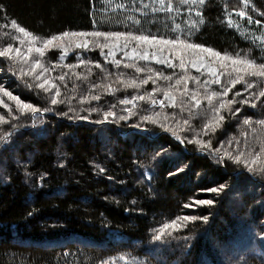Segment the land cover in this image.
I'll return each mask as SVG.
<instances>
[{
  "label": "trees",
  "instance_id": "obj_1",
  "mask_svg": "<svg viewBox=\"0 0 264 264\" xmlns=\"http://www.w3.org/2000/svg\"><path fill=\"white\" fill-rule=\"evenodd\" d=\"M170 2L172 12L153 11L160 9L157 0H0V33L15 21L16 28L42 40L66 31L179 36L221 56L264 60V0ZM97 39L65 62L57 48L46 52L50 72L41 81L24 83L25 90L16 94L40 109L36 117L19 109L0 114L6 121L0 123V264H264V173L259 171L264 125L258 123L264 120V97L258 96L264 78L246 76L255 87L246 90L239 83L228 94L229 100L241 101L257 93L250 103L226 104L216 112L220 95L212 93L222 90L205 85L202 73L143 61L128 68L122 61L116 68L103 57L107 49L96 46ZM136 67L145 71L138 73ZM3 70L0 64V74H10ZM230 73L235 76L229 60L223 74L230 79ZM149 75L153 79L147 84L129 83ZM185 76L188 92L183 82L175 83ZM166 92L175 97V106L152 104ZM193 92L199 106L190 99ZM109 111L115 119L96 122ZM121 115L127 118L120 120ZM245 118L252 124L245 125ZM226 153H243L241 163ZM257 155L249 172L243 162ZM217 156L223 157L219 163ZM168 160L186 166L169 175L174 165ZM225 182L219 193L206 191ZM197 199L214 204H194ZM183 216L208 220L176 219ZM173 220L179 233L166 229L156 240V229Z\"/></svg>",
  "mask_w": 264,
  "mask_h": 264
},
{
  "label": "snow or ice",
  "instance_id": "obj_2",
  "mask_svg": "<svg viewBox=\"0 0 264 264\" xmlns=\"http://www.w3.org/2000/svg\"><path fill=\"white\" fill-rule=\"evenodd\" d=\"M133 2H134V0H133ZM204 2H205V0H180L181 4H188V5H194V4H197V3L203 5ZM141 3H143V0H141ZM157 3H159L160 9L153 8V11H158V10H162V11H166V12H172L173 11V7L171 5L170 0H169V3L167 5L165 4V0H157ZM244 3L247 4V0H244ZM117 7H125V6L124 5H118ZM144 7H148V5H144ZM237 14L240 15V16H244L245 15L244 12H239ZM196 15L200 16V15H202V13L197 11ZM12 23H13V27H18L16 25L15 21H13ZM136 23H139V21H136ZM256 23L259 24L260 21L257 20ZM19 32L23 33L25 36L29 35V33L26 32L23 27H19ZM69 36L80 37V38H87V37L103 38V40H104L103 44H101L98 39L95 41V43H96V46H98V47L108 48L109 49V52H108L109 56H114L115 49L118 47L120 49V51L122 53H124L125 57H128V45H129L130 42H135L138 46L139 45H147L149 47H157L158 46L157 54L153 58H155L156 63L164 64L168 68L177 67V65L173 62L176 59L179 60V65L178 66H179L180 69L184 70L186 68V61H185V59H184V57L182 55V51H176L175 55L174 56L172 55V50L173 49H178V48L192 50V53L195 56H199L201 54H208L211 57L219 58L220 60H230L232 66H233V72H235V76L234 77L231 76V73L229 74V76H230L229 84L231 85V87H224L221 92L212 93L213 96H216V95H220V96L227 95L229 92L232 91V88H234L239 83H244V86H245L246 90L252 89L253 87H255V82L246 81L245 80L246 76L247 77H255L257 79L264 78V60H262V62H260V63H256V61L254 59H248V58L241 59L239 57L231 58V57H228L226 55L225 56H221V54L219 52H216V51H214L211 48H204V47H202L199 44L189 43V42H187V39H181L179 36L175 37L173 39H165V38L154 36V35H150V34H147V35L146 34H139V35H137V34H134L132 32H122V31H92V32H67L66 31V32H63L59 36L54 35V36L51 37V39H49L47 41H44V45L43 46L44 47H48V45L52 44L54 41L63 40L65 37H69ZM75 46L77 48L87 49L89 47V41L87 39H82V42L81 43H77ZM197 49L199 51H196ZM11 51H12L11 48H9L7 51H0V57L8 56ZM28 51L31 52L32 48H29ZM36 51L41 52V55L43 54L42 50L39 49V48H37ZM164 52H168L169 54L168 55H163L162 53H164ZM20 55H21V53H20L19 49H17L16 50V56L19 57ZM10 59H14V57H10ZM24 59L27 60L28 57L25 56ZM131 59H133V60H135V59L148 60L149 59V54L146 51L142 52V53H139L136 48H133L132 49ZM110 63H112L116 68H119L120 65H121V61L115 60V59H112L110 61ZM188 63H191L192 67L196 68L198 71L200 70L201 67H210L209 65L204 64L203 61L197 62L195 59H189ZM132 66L133 65H130V64H127V63L124 64L125 68L132 67ZM40 67H41V65L37 61L32 66V68L30 69V72L28 74H31L32 72H34L35 69H38ZM96 67L99 68V67H101V65L97 64ZM135 71L139 73V72L145 71V69L140 68V67H136ZM147 71L149 73H151L152 69L149 68V69H147ZM20 73H21L22 76L25 75L23 69H20ZM154 75L158 79V78H161L162 73H155ZM212 76L214 77V79L212 81H210V82L219 84L220 83L219 76H218V74L216 73L215 70H212ZM37 78L39 79V77H37ZM58 78H59V80L63 81L65 77L63 75H61ZM117 79H119V76L117 77ZM150 79H153L152 75H149L144 80H140L139 83H137V81L135 79H132L129 83L131 84L132 87H139L142 84H147L148 80H150ZM163 79L171 80L172 77L171 76H164ZM188 79L189 78L187 76H185V77H182L181 79H177L175 83H176V85H180L183 82L185 84L184 92H188L189 90H188L187 84H186V81ZM192 79L195 80V83L197 85L200 84V80L199 79H197V78H192ZM153 82H155V81H153ZM121 83H123V81H121ZM207 83H209V81H205V85H207ZM2 84H3V81L0 80V85H2ZM39 87L41 89H44L45 88V84L42 82V83L39 84ZM50 87L51 88H55L56 85L52 84ZM109 87H110V85H109ZM0 95L8 97L10 100L14 101L16 106H17V108L20 111L31 110L33 115H35L36 113L40 112L39 108H35L29 103H23L20 100L19 96L18 95H13V92L10 91V90H7L6 86L5 87H0ZM151 95H154V93H152ZM197 95H198L197 92H193L191 94V96H190V99L192 101H194L197 106H199L200 101L197 99ZM235 95L240 96L241 93L240 92H236ZM256 95H257V93H249V96L245 97L243 100L239 101V103L248 104V103H250L251 97L252 96H256ZM59 96H60V92L57 90L55 92V94H54V97L51 99V104H53V105L57 104L58 101H57V99L55 97H59ZM258 96L264 97V90L260 91L258 93ZM93 99L99 100L100 97L99 96H94ZM139 99L143 100L144 96L143 95L139 96ZM165 101H169L170 103H172L173 106H175V97L172 96L170 92H166L165 95H164V99H162V100H160L158 102L155 99H153L152 100V104L155 105V104L159 103V105L161 107H164L165 106ZM130 102L131 101H129V100H123L122 101V103H124V104H128ZM2 103H3V101L0 100V104H2ZM209 103H211V99H209ZM234 103H236L235 100H230V101H227V102H223L222 101L221 103H219L218 108H216L215 111L219 112L220 109H224L226 107V104L227 105H231V104H234ZM251 106L253 108H255L256 104L252 103ZM4 107H7V105L5 104ZM9 111H11V109H9ZM45 111H50V109L45 108ZM236 111H238V110H236ZM110 116L115 119L116 118V113L115 112H111V111L105 112L104 120L103 121H96V122L97 123H102L104 121H107ZM126 118L127 117H125L123 115L119 116L120 120H125ZM218 118L220 120L224 119L223 116H219ZM143 119L145 121L152 120V118L149 117V116H144ZM4 122H6L4 120V117L0 116V123H4ZM185 123H187V121H185ZM243 123L245 125H251L252 121L250 119L245 118L243 120ZM258 123L261 124V125H264V120H260V121H258ZM134 127H139V126L138 125H134ZM162 127H163V125H162ZM142 130L143 131H147L146 129H142ZM165 130L167 131L168 129L166 128ZM8 135L10 136L11 133H8ZM150 135H155V134L154 133H150ZM173 136L175 137V139L180 144L184 143V141L180 138V136L176 135L175 131H173ZM188 142L191 143L192 141H188ZM237 143H239V142H237ZM261 152H264V148L261 149ZM209 154H211V153H209ZM225 155H228L229 159H234L237 164H240L241 163V156H243V153H239L235 157H232L230 154H227V153ZM165 159H167V158H165ZM222 159H223V157L217 156V162L218 163ZM258 159H259V155L253 157L250 161L245 160L243 162L244 166L247 168V170L249 172L253 171V167H251L250 165H255ZM168 162L174 165L173 169L169 171V175H173L174 173L178 174L179 172H182L184 170V167L186 166V165H182V164L178 163L177 160H168ZM161 163H164V161H161ZM259 171L264 173V167L260 168ZM225 187H227V183L226 182L224 184H220V185H218L216 187H210V188L206 189V191L219 193V192L223 191ZM193 203L197 204V205H210L211 206V205L214 204V201L211 200V199H197V200L193 201ZM190 206H192V205H190V204H185L184 205V207H190ZM176 219L184 220V221H188V220L195 221L197 219H203L204 222H207L208 217L207 216H203V217L183 216V217H178ZM176 227H177V224H176L175 220H173L171 223L163 224L157 230V234L155 235V239L158 240V241L161 240L162 237L164 236V233H165L166 229H170V228L171 229H175Z\"/></svg>",
  "mask_w": 264,
  "mask_h": 264
},
{
  "label": "rangeland",
  "instance_id": "obj_3",
  "mask_svg": "<svg viewBox=\"0 0 264 264\" xmlns=\"http://www.w3.org/2000/svg\"><path fill=\"white\" fill-rule=\"evenodd\" d=\"M82 39H87L90 45L91 40L94 38L93 37L80 38V37L69 36V37H65L63 40L54 41L52 44L48 45V47H44L43 46L44 41H47V40L38 39V38L32 37L31 35L25 36L23 33L19 32V28L12 27L9 30L3 31L2 33H0V51H7L9 48H11L12 51L9 53L8 56L0 57V64H2L4 68L3 71H7L10 73L8 76H4V74L3 75L0 74V80L3 81V84L0 85V87L6 86L7 90H10L13 92V95L22 93L23 90H25L24 85H23L24 83H27V82L30 83V81H32L33 79H38L37 77H39L41 81L45 77L44 75H46V71H49L48 70L49 64L46 63V57H45L47 51H49L52 48H57V50L60 52V55H59L60 61L65 62L70 57L69 54L73 53L77 49L80 51L84 50V48H77L75 46L77 43H81ZM98 40L101 41V44L104 43L103 38H98ZM29 48H32L31 52L28 51ZM37 48L42 50V53H43L42 55H41V52L36 51ZM133 48H136L139 53H142L145 51L148 52L149 59L148 60L131 59ZM17 49H19L21 53L19 57L16 56ZM103 49L104 50L107 49L104 53H102L107 63L110 62L112 59L119 60V61L123 59L121 60V62L123 61L122 63H127L128 61L130 62L129 64L133 66H136L141 61H143L148 64L161 65V66L168 68L164 64L156 63L155 58H153L157 54L158 46L157 47H149L147 45L138 46L135 42H130L128 45V57H125L124 53H122L118 47L115 49L114 56L108 55V52H109L108 48H103ZM176 51H182V55L186 61V68L184 70L180 69L178 66L179 60L176 59L173 62L177 65V67L173 69H178L182 73H188L189 70L202 73L203 76L206 77L205 80L209 81L213 90H216V91L218 89H215V86L220 87L219 89L221 90L223 88V84H224V87H227V86L231 87V85L229 84V77L226 76L225 78L224 76L225 74H223L224 69L226 68L229 60H220L219 58H213L208 54H201L199 56H195L192 53V50H187V49H182V48L173 49L172 50L173 56L175 55ZM196 51H199V50L197 49ZM162 54L168 55L169 53L164 52ZM25 56L28 57L27 60L24 59ZM10 57H14V59H10ZM189 59H195L197 62L203 61L204 64L209 65L210 67H201L200 70L198 71L196 68L192 67L191 63H188ZM37 61L40 63L41 67L38 69H35L34 72H32L31 74H28L32 66ZM20 69H23L25 75L23 76L21 75ZM212 70H215L216 73L218 74L219 80H220L219 84L210 82L214 79V77L212 76ZM228 94L224 96H219V100H220L219 102L221 103L222 101L227 102V101L233 100V99H230V100L228 99ZM158 99H161V98H158ZM0 100L3 101V103L0 104V114L2 115L8 114L10 112L9 109L15 112L19 111L15 102L10 100L8 97L0 95ZM5 104L7 105V107H4ZM166 104L172 105V103H170L169 101H167L165 105ZM235 104L244 105V104L239 103V101H236ZM27 111L31 112V110H27ZM36 114L33 116L36 117L37 116ZM178 230H179V227H176L175 229H172V232L177 231V234H178L179 233ZM156 234H157V229H156ZM153 236L155 238V234H153ZM247 254H252V252H248ZM244 255L245 254H243V257ZM253 255L256 257V259L260 261L261 256H259L256 253H254ZM238 256L239 254H237L236 256L230 255L226 259L231 260V259H235V257H238ZM243 257H239L238 259H241Z\"/></svg>",
  "mask_w": 264,
  "mask_h": 264
}]
</instances>
